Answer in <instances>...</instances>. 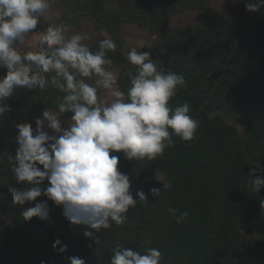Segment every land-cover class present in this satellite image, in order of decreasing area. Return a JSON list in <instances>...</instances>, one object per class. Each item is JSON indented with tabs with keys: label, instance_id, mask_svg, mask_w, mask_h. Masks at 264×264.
Listing matches in <instances>:
<instances>
[{
	"label": "trees",
	"instance_id": "1",
	"mask_svg": "<svg viewBox=\"0 0 264 264\" xmlns=\"http://www.w3.org/2000/svg\"><path fill=\"white\" fill-rule=\"evenodd\" d=\"M57 2L110 35L117 50L108 56L121 73L132 67L123 55L121 25L139 23L157 36L160 46L144 52L158 67L183 74L185 83L169 103L177 107L189 102L190 115L199 126L192 141L174 136V146L156 161L138 163L113 153L120 157L119 170L130 177V191L138 204L129 210L123 226L94 232L97 244L83 234L85 226L72 225L63 208L47 197L25 207L47 201L51 222L35 217L26 222L20 206L12 203L8 188H23L8 162L18 147L14 125L27 121L35 129L40 108L55 110L56 97L62 95L51 88L18 89L6 101L10 111L0 117V154L4 153L0 156V264H24L23 254L33 247L47 264H70L68 258L73 256L86 264H110L117 244L141 252L158 248L161 264H264V187L259 193L248 187L252 169L264 167V9L249 13L245 7L249 0H237L228 15L208 0ZM179 11L195 12L196 22L173 28L171 17ZM47 26L42 18L35 32ZM98 44L90 48L95 51ZM6 72L0 70V75ZM118 83L125 89L129 86L126 79ZM159 180L170 181L173 188L153 197L152 188L162 190ZM138 190L148 201L139 202ZM169 208L187 211L189 216L178 224ZM57 239L62 242L59 247L67 245L66 252L53 248Z\"/></svg>",
	"mask_w": 264,
	"mask_h": 264
},
{
	"label": "clouds",
	"instance_id": "2",
	"mask_svg": "<svg viewBox=\"0 0 264 264\" xmlns=\"http://www.w3.org/2000/svg\"><path fill=\"white\" fill-rule=\"evenodd\" d=\"M245 7L249 13L260 12L264 0H249ZM50 11L51 0H0V70H7L0 75V117L10 111L6 101L18 89L51 88L62 93L56 97L55 110L44 108L35 129L27 121L14 125L18 147L8 162L23 188L8 190L24 221L35 217L51 222L47 201L25 207L44 196L63 208L72 225L85 226L83 234L93 239L94 232L126 224L129 210L138 204L130 191V177L119 170L120 157L113 153L138 163L156 161L174 146V136L192 141L199 121L191 117L189 102L170 106L185 83L183 74L158 67L150 53L135 47L126 57L132 67L123 73L114 70L108 54L115 53L117 45L106 32H101L103 39L95 51L84 43L88 35H66L71 26L64 22L36 33ZM122 79L129 83L126 89L118 83ZM66 113L72 115L64 127ZM249 178L248 187L259 193L264 167L252 169ZM159 181L162 190L152 188L153 197L173 188L170 181ZM136 196L139 202L148 201L142 190ZM169 212L178 224L189 216L178 208ZM61 243L57 239L53 248L62 254L67 245L59 247ZM111 253L110 264H161L163 259L153 247L141 252L117 244ZM68 259L70 264H86L75 256Z\"/></svg>",
	"mask_w": 264,
	"mask_h": 264
},
{
	"label": "rangeland",
	"instance_id": "3",
	"mask_svg": "<svg viewBox=\"0 0 264 264\" xmlns=\"http://www.w3.org/2000/svg\"><path fill=\"white\" fill-rule=\"evenodd\" d=\"M208 1L216 10L226 15L234 9V5L236 4L233 0ZM59 6L60 3H58L57 0H51V11L49 15L44 18L49 25L59 24L61 22L69 24L71 28L66 35H74L77 33L86 34L90 37V39L84 41V43L88 44L90 47L94 46L98 41L103 39L101 36L102 31H98L88 19L77 17V15L71 14L72 12H67V7H63L64 9H61ZM66 13L71 15L67 16ZM170 22L173 28L191 26L196 22V13L193 11H179L171 17ZM119 37L123 42V55L126 57L129 50L133 47H135L137 51H145L156 49L161 44L159 38L151 33V31L146 27H143L139 23L136 24L128 21L121 25ZM29 38H32V34H30ZM111 67L114 70L121 71L118 65L113 64ZM43 110L44 108H40L38 117L41 116ZM71 115H64L62 117V120L65 121L62 126H67L66 121L71 117ZM229 123L232 124V121L229 120ZM235 126L239 128V125ZM23 260L24 264H47L45 260L40 257V254L35 247L23 254Z\"/></svg>",
	"mask_w": 264,
	"mask_h": 264
}]
</instances>
